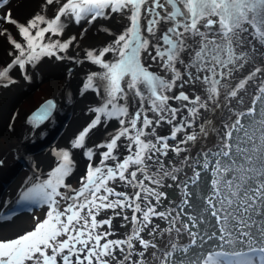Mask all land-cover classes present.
<instances>
[{"label":"snow or ice","instance_id":"6c2138e0","mask_svg":"<svg viewBox=\"0 0 264 264\" xmlns=\"http://www.w3.org/2000/svg\"><path fill=\"white\" fill-rule=\"evenodd\" d=\"M46 5H58L52 18L36 14L20 23L11 12L0 15V20L18 29L24 41L18 42L6 28L0 30V36L16 50L12 62L0 67V80L11 82L9 73L13 68L23 70L43 56L62 59L57 51H66L75 37L65 42H45L46 34H63L62 17H74L78 23L89 14L91 20L103 17L106 9L122 13L129 26L111 45L86 53L87 59L103 71L90 74L84 88H95L104 102L91 109L96 116L79 133L72 147H84L90 129L99 125L102 117L115 118L120 127L109 142L98 146L107 149L100 161L103 167L89 164L79 188L73 189L66 183L73 163L68 150L56 153L60 162L47 179L26 187L19 201L44 206L45 216L34 217L36 223L29 230L11 237L0 236V264H113L114 261L144 264L143 260L133 259L136 244L144 250L157 249L155 243L144 239L143 233L155 236L160 231L152 217L172 216L171 211H157L161 197L166 195L145 181L157 187L164 186L165 178L176 181V170L166 168L161 157H168L169 152L181 156L186 149L180 145L195 143L198 133L190 131L194 125L199 128V137H207L205 125L212 122L207 119L197 122L204 112L225 108L231 113L227 122L219 130L213 127L219 136V150L211 154L213 161L205 159L202 165L214 177L205 211L215 219L218 230L200 235L199 224L204 221L188 215L180 205H189L190 201L182 199L177 205L179 211L169 221L173 227L162 230L161 235L164 232L170 235L173 230L178 236L186 233L188 245L200 248L218 240L214 249L201 253L199 264H264V242L254 246L251 231L243 230L253 227L248 223L252 210H257L256 215H264V134L257 145L242 123L243 118L256 114L258 103L264 102V0H46ZM110 52L118 55L115 62H106L105 56ZM145 54L158 62L163 69L161 74L145 65ZM257 57L261 58L259 63ZM96 78L101 82L99 85H94ZM254 81L258 83L246 104L245 96ZM133 99L137 104L130 110ZM52 107L53 102L46 101L30 120L43 121ZM165 124L170 126L169 134L161 135L157 129ZM240 131L244 138H237L234 145V133ZM122 137L129 141L131 154L109 167L105 162L117 160L113 152ZM246 143L252 147H242ZM203 154L206 158L209 155ZM87 156L92 158L91 149ZM181 159L187 161L189 157ZM233 172H239L240 176H230ZM193 176L195 179L188 177V180L196 183L201 172L193 169ZM250 181L254 187H249ZM110 182H122L133 192L117 191L109 186ZM184 187H188L187 182ZM234 204L235 214L227 211ZM108 209L133 225L126 239L109 238L114 235L113 217L98 219L100 212ZM125 210L132 212L130 221ZM177 221L179 227H175ZM233 227L237 239L232 238ZM260 231L264 235V228ZM237 240L240 244L247 243L246 251L235 250ZM177 247L175 243L171 245L173 250ZM182 250L186 253L189 248ZM117 252L124 253L122 259ZM138 255L143 257L145 251ZM172 255L173 251H166L162 264H168Z\"/></svg>","mask_w":264,"mask_h":264},{"label":"bare ground","instance_id":"6f19581e","mask_svg":"<svg viewBox=\"0 0 264 264\" xmlns=\"http://www.w3.org/2000/svg\"><path fill=\"white\" fill-rule=\"evenodd\" d=\"M57 7L58 5H46V0H0V15L6 11L11 12L14 19L26 23L36 14L52 18ZM105 12V16L95 20H91L89 14L78 23L74 17H62L63 34L59 36L46 34L45 38V42L49 40L65 42L75 37L66 51H57V56L62 59H57L56 56H43L40 60L27 64L23 70L18 66L13 68L9 73L11 82L0 80V161H3V164H0V178L9 175L17 182L16 188L21 186V189H26L34 183L47 179L60 162L56 153L73 148L70 141L76 128L74 120L79 118L81 110L86 114L89 111L92 121L96 113L91 112V109L102 106L104 101L101 95L97 94L96 89L84 88L90 74L103 71L99 65L87 59L86 53L89 50L98 52L111 45L113 40L129 26L124 14L112 13L107 9ZM44 26L46 25H41ZM6 29L18 42H24L14 25L8 24ZM15 55L14 47L5 37H0V67L11 63ZM118 58L115 52L107 53L105 56L106 62H115ZM259 58L257 57V61ZM143 59L146 66H151L150 70L157 74L163 72L158 62L150 60L146 54ZM100 83L98 78L94 80V85ZM249 94H246L245 101ZM42 97L45 101L51 100L53 107L46 119L35 123L30 117L45 104V101L42 102ZM171 103L174 106L176 104L175 101ZM136 104V100L133 99L130 110L135 108ZM21 110H25V113L19 116L18 112ZM205 114L206 112L203 115ZM229 115L227 108L222 109L221 122H227ZM89 120L90 118L86 120L87 124L91 122ZM119 127L115 118L109 120L102 117V122L86 136L85 154L76 156L78 165L81 164V160L89 159L87 156L89 149L93 153L92 157L100 153L105 147L98 146L109 142L111 135ZM39 138H47L42 146L27 145ZM128 145L129 141L122 137L113 154L121 156L128 149ZM73 149L76 151L75 148ZM27 155H29L28 159ZM22 161L26 162L27 167ZM17 163H22L29 169L21 179H19L20 175H16L13 171Z\"/></svg>","mask_w":264,"mask_h":264},{"label":"rangeland","instance_id":"374dc122","mask_svg":"<svg viewBox=\"0 0 264 264\" xmlns=\"http://www.w3.org/2000/svg\"><path fill=\"white\" fill-rule=\"evenodd\" d=\"M8 23H4L2 20H0V30L7 28ZM2 37V36H0ZM258 59L257 63H259ZM258 81H254L252 87L249 88V91L247 94V101L245 103L247 104L250 101L251 94L255 90V86ZM254 89V90H253ZM47 97V96H44ZM43 99V97H42ZM41 99V100H42ZM45 101V99L42 100V102ZM46 102V101H45ZM243 107V106H239ZM257 112L254 116L245 117L242 120V123L244 125V129L247 130V132L252 135L253 139L256 141V144L259 145L261 140V135L264 134V102L257 104ZM92 112V111H91ZM209 112V113H208ZM25 113V110H21L18 112L19 116L23 115ZM231 115V113H230ZM229 115V116H230ZM84 119H82V117ZM209 116V117H208ZM220 119H217L219 118ZM91 121V114L88 111L87 114L84 113L83 110L80 112V116L77 120H74L75 123V130H74V136L71 139V143L79 136V133L83 131L85 127H88V124L86 123V120ZM204 119L210 120L212 122L210 125H205V127L208 128V136L207 137H199V128L197 125H194L193 128L190 131H195L198 133V140L195 143L189 142L185 145H180V147L186 149L185 152L181 154V156H187L189 159L187 161H184L181 159V156H176L175 153L169 152L168 157H161V160L166 168L169 170L175 169V173L177 175V180L173 181L170 178H165L163 180V187H157L155 185H150L148 181H145V184L149 187H156V190L158 192H163L166 195V198L161 197L159 205L157 206V211L159 212H172V216L176 215V212L179 211V208H177V205L180 203L182 199H188L190 201L189 205H180L184 209L185 212L188 213L191 217H195L197 221L203 220V223L199 224V231L200 235L211 234L213 232H216L218 230L219 225L216 224V221L214 218H212L208 212L205 211V209L208 207L206 204V199L212 195V189H211V180L214 178L212 176L211 170L204 171L202 168L203 163L205 162V159L209 161H213L214 158L211 155L212 153L217 152L218 144H219V136L217 135V132L213 130V127L219 130L218 128L221 127V109H217L215 112L207 111L205 115L201 118L200 121L197 122V124L201 123ZM83 120V121H82ZM220 121V122H219ZM88 122V121H87ZM218 123V125H217ZM213 126V127H212ZM219 126V127H218ZM169 127L168 125H162L157 129V132L161 135H168L169 134ZM93 129V128H92ZM90 129L89 133L92 131ZM210 129V130H209ZM88 133V134H89ZM237 138L243 139L244 133L243 131L234 133L233 137V143L235 145L237 141ZM46 139H37L35 141H32L28 143V146H42ZM242 147L251 148V143L243 144ZM76 151L73 148L69 149L70 152V158L72 160V171L70 175L66 178V183L71 185L73 189H77L81 186V182L83 180V177L87 173V168L89 164H92L94 167L101 166L100 161L102 160V153L106 151V147L103 148V150L100 153H96L94 157L91 159H84L81 160V164L78 165L76 156L77 154L83 156L85 154L84 147L81 148H75ZM204 152L209 153L207 158L204 156ZM101 154V155H100ZM131 153L129 150H125L124 153L121 156H116L117 160H109L106 161L105 164L109 167H114L116 163L122 162L123 159L127 158L128 155ZM27 155V159H28ZM80 158V157H79ZM237 160L239 158L237 157ZM86 161V162H85ZM25 165L26 162L22 161ZM224 163V161H222ZM191 165V166H190ZM260 166V161H257V167ZM27 167V165H26ZM22 163H17L14 166V173L16 175H20L19 179L22 178L23 175L27 174L28 168H26ZM193 169L195 171L201 172V176L196 183H192L190 180H188V177H192V179H195L193 176ZM153 170H155L153 168ZM6 177L1 179L0 178V208L3 209V211H0V236L5 237H11L17 234L18 232H22L24 230H29L34 227L36 220L34 217L43 218L45 216V207L44 206H36V205H29L25 204L23 202L19 201V196L21 193L25 190L21 189V186L19 188L17 187V182L14 179H11L9 175H5ZM230 176H236L239 177V172H233L230 174ZM139 179H143L142 176L138 175ZM187 182L188 187H184V183ZM38 183V182H37ZM169 185H171L169 187ZM179 185V186H178ZM109 186L114 187L117 191H125V192H133V189L130 187H125V185L122 182H110ZM255 184L253 182H249V187H254ZM188 193V196L185 197V193ZM224 194L226 195V190L224 191ZM156 201L153 199V204H155ZM217 207H219V204H217ZM235 204L228 208L227 211L232 212L235 214ZM259 208V206H258ZM30 209V210H29ZM116 211H120L117 209ZM257 210H252L251 219L248 220V223L253 224V227L250 229L244 228V231H251L252 237L255 241L254 246H260L262 242H264V235L261 234L260 229L264 228V215H256ZM125 214L129 216V221L132 215L131 210H125ZM139 215V214H138ZM245 217H247V213L243 214ZM11 217L8 219L7 217ZM172 216H169L168 219H161L159 217H152L153 224L159 225L160 231H157L155 236L149 235L147 232L143 233L144 239L150 240L153 243L157 245V249L149 248L147 250H144L142 246H140L138 243L136 244V250L133 253V259L135 260H143L144 264H162V261L164 259V253L166 251H173V255L168 258V264H199V258L201 256V253L206 252L208 249H214L216 245L218 244V240L213 239L209 241L207 244H205L204 248H200L198 246L191 247L188 245V237L185 233L184 235H177L176 232L173 230L172 233L169 235L167 232H164L163 235H161V231L168 229L170 227H173L172 224L169 223V221L172 219ZM113 217L112 221V231L114 233L113 236L109 237L110 239H126L127 235L131 234V231L133 229V225L130 222H126L123 220L122 217H116L114 215V212L111 209L103 210L100 212L98 219H104ZM187 219V217H185ZM231 219V218H230ZM235 222L233 221V224ZM33 225V226H32ZM180 224L177 221L175 224V227H179ZM107 226H105L106 228ZM194 231L196 229H193ZM232 238L237 239V232L235 228H232ZM134 243H136L134 241ZM175 243L178 245V247L173 250L171 248V245ZM198 245L200 243L198 239ZM126 248V246H124ZM183 247H188L189 251L184 252L182 249ZM226 247H229L226 245ZM127 250V249H126ZM235 250H247V243L240 244L237 240V243L235 245ZM140 251H145V255L143 257L139 256L138 253ZM156 253L155 257L153 256V253ZM124 253L117 252V256L122 259ZM113 264H116L114 261ZM126 264H130V262H126Z\"/></svg>","mask_w":264,"mask_h":264},{"label":"flooded vegetation","instance_id":"af4514ba","mask_svg":"<svg viewBox=\"0 0 264 264\" xmlns=\"http://www.w3.org/2000/svg\"><path fill=\"white\" fill-rule=\"evenodd\" d=\"M33 226V225H32Z\"/></svg>","mask_w":264,"mask_h":264}]
</instances>
